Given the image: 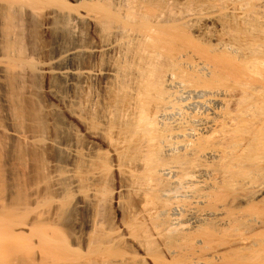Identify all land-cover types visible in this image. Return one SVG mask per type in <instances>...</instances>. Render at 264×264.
<instances>
[{"label":"bare ground","instance_id":"6f19581e","mask_svg":"<svg viewBox=\"0 0 264 264\" xmlns=\"http://www.w3.org/2000/svg\"><path fill=\"white\" fill-rule=\"evenodd\" d=\"M18 13L43 33L108 38L34 73L73 87L107 53L114 89L103 124L76 109L67 165L46 184L5 175L0 149V264H264V0H0L4 132L50 154L12 91ZM99 179L114 186L82 190Z\"/></svg>","mask_w":264,"mask_h":264},{"label":"rangeland","instance_id":"374dc122","mask_svg":"<svg viewBox=\"0 0 264 264\" xmlns=\"http://www.w3.org/2000/svg\"><path fill=\"white\" fill-rule=\"evenodd\" d=\"M18 14L12 23V27L17 29L20 34L13 39L15 55L20 58V63L11 73L10 80L13 86L14 99L18 103L20 125L37 137L54 141L56 146L53 153L49 154L42 149L25 144H20L17 147L19 143H13L6 136L4 132L6 119L2 104L3 91L0 86V149L4 152L7 151L10 158H14L13 163L3 170L5 175L10 173L16 181L19 180V174L25 171L27 176L24 177V181H29L28 173H30V177L34 181L46 184L51 176L60 175L65 170L68 154L62 150V147L73 141L74 131L78 124L75 115L76 109L80 106L90 121L93 119L95 123L103 124L101 119L106 110L107 101L110 99L109 93L114 89V85L107 77V67L110 63V57L107 53L91 59V65L99 69V74L90 79L78 78L73 87H67L57 77L44 78L39 76L32 71L31 66L48 63L68 46L82 44L85 48H91L95 45H102L108 38L101 32L94 31L90 25L83 24H77L71 34L43 33L36 24L30 22L25 16H21L22 14ZM63 94L70 99L69 104L62 100L61 95ZM91 102H95V105L90 113L89 104ZM83 151L92 154V147L87 135ZM24 155L28 156L29 161L27 163L21 162L22 159L20 158ZM15 174L18 175L15 176ZM86 182L83 185L86 184L85 187H88L82 188L85 192L88 191L89 186L101 187L100 189H103L105 185L110 188L111 185L114 186L113 183H105L100 179L89 181L90 183ZM26 193L29 194L28 191ZM72 197L71 195L68 199H73L74 197ZM125 200L129 201V199ZM84 219L81 217L83 226L86 223ZM61 227L68 235L70 234V231L63 224Z\"/></svg>","mask_w":264,"mask_h":264}]
</instances>
